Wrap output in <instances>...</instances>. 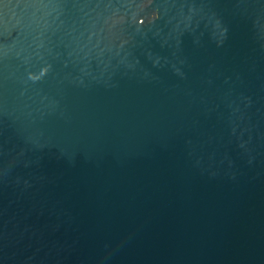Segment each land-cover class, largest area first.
Returning <instances> with one entry per match:
<instances>
[{
	"label": "water",
	"instance_id": "95a60500",
	"mask_svg": "<svg viewBox=\"0 0 264 264\" xmlns=\"http://www.w3.org/2000/svg\"><path fill=\"white\" fill-rule=\"evenodd\" d=\"M0 264H264V0H0Z\"/></svg>",
	"mask_w": 264,
	"mask_h": 264
}]
</instances>
